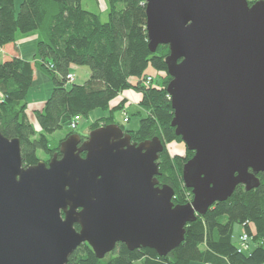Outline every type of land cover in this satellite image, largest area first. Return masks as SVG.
I'll return each instance as SVG.
<instances>
[{
    "label": "water",
    "instance_id": "95a60500",
    "mask_svg": "<svg viewBox=\"0 0 264 264\" xmlns=\"http://www.w3.org/2000/svg\"><path fill=\"white\" fill-rule=\"evenodd\" d=\"M149 48L170 47L175 133L194 157L175 205L159 186V138L132 143L120 124L74 134L51 161L26 167L0 131V264H68L82 244L98 259L117 245L166 258L186 226L264 173V0H145ZM77 227L79 229L77 230Z\"/></svg>",
    "mask_w": 264,
    "mask_h": 264
},
{
    "label": "trees",
    "instance_id": "16d2710c",
    "mask_svg": "<svg viewBox=\"0 0 264 264\" xmlns=\"http://www.w3.org/2000/svg\"><path fill=\"white\" fill-rule=\"evenodd\" d=\"M15 1L0 0V54L5 55L0 63V131L8 139L21 141L25 166L38 164L39 153L50 157L60 151L50 134L70 130L73 121L97 109L109 110L121 94L134 90L142 95L140 107L146 116L138 131H128L132 142L162 141L165 149L157 163L159 186L175 190V205L190 203L192 191L184 186L182 174L195 154L188 151L182 161L167 151L172 142L182 143L172 127L174 112L166 90L172 81L166 64L170 47L159 46L155 54L151 52L145 0H107V22L102 21L104 10L89 11L82 0H24L19 13ZM30 36L37 38L31 61L10 52ZM73 66L90 71L84 84L74 83ZM35 70L46 73L54 84L51 97L34 113L40 132L27 115ZM149 70L164 76L163 82L146 85ZM71 74L74 81L69 83ZM122 109L123 104L110 109L108 117L96 121L101 124L93 131L112 124L115 112ZM120 126L127 133L123 124ZM74 134L76 131L70 130L66 139ZM257 178L258 188L248 192L239 186L227 202H218L196 223L186 226L185 242L166 258L149 249L130 251L119 244L100 260L91 246L82 244L68 264H264V173ZM236 225L250 238L247 252L240 253L235 242Z\"/></svg>",
    "mask_w": 264,
    "mask_h": 264
},
{
    "label": "rangeland",
    "instance_id": "374dc122",
    "mask_svg": "<svg viewBox=\"0 0 264 264\" xmlns=\"http://www.w3.org/2000/svg\"><path fill=\"white\" fill-rule=\"evenodd\" d=\"M23 1L24 0H16L15 1V10L17 11V13H19V11H20L19 9H20V6L23 3ZM82 6L89 11L92 10L95 12H98L99 10H101V6H102V9L104 10L103 13H101L102 21L107 22L109 20V16H108V12H109L108 8L109 7H108L107 0H82ZM36 39L37 38L35 36H30V37L26 38L25 40L20 41V43L18 44V48L21 45L20 50H18V53L22 54L23 60L27 61L28 59L29 60L33 59V56L35 55L36 46H37ZM4 59H5V55L1 53L0 54V63H2L4 61ZM74 69H79L78 71H80L81 68L73 66L72 70L74 71ZM152 72H153V74H151V76H152V78L155 79L154 82L156 84L163 82L164 76L162 77L161 74H157L154 71H152ZM38 74H39V78H37L35 80V82L33 84L34 86L28 95L27 115L29 117V120H31L32 124L34 125V127L37 128V130L40 132L41 130L39 128L37 119L34 116V113H35L36 108H39V109L43 108L46 101L51 97V93L54 89V84H52L51 79L49 78L48 75H46V73L39 71ZM78 75L80 77V80H82L84 77L83 73L79 72ZM74 83L80 84L78 81H76ZM129 94H131L132 96L136 95V94L141 95L140 93H138L134 90H126V92L121 94L120 98L127 97ZM118 101H119V98H118ZM140 103L141 102L134 101L132 98L129 100L128 97L124 98V100H121L119 104H123V109L115 112L116 113L114 116L115 119H114V121L112 120V124H116V125L117 124H123V126L125 127V129L127 131V134L128 133L130 134V132H128V131H131V132L138 131L139 127H140V123H139L140 120L142 118H144V116H146V113H144L140 107ZM127 105H130V106H127ZM126 106L128 108H132V109L130 111H127L128 108L126 109ZM135 107H137V109H141L142 113L140 111H139L140 113L139 112L135 113V111H134ZM111 108L113 110V107H111ZM125 109H126V111H125ZM94 113L105 114V113H107V111L97 109L94 112L90 113L89 116H87V117L81 116V117L77 118L75 121H73L76 123V125H75L76 127L75 128L71 127L70 130L76 131V134H79V136L82 137L83 141H85V139H87V138L84 139L83 137H85V136L89 137L88 135L93 131L94 127L98 126V124H101V123H96V121L99 119L93 120L92 114H94ZM112 124L110 123L109 125H112ZM70 130H69V128H66V129H63L61 131H56V132H53L52 134H50L49 137L51 138L52 141L61 145L63 140H66V136L70 132ZM83 134H85V135H83ZM167 151L172 158L179 157L182 159V161H185L189 155L187 146H186V144L183 143V141H182V143L172 142V144L167 145ZM38 156H39L40 162L44 161L47 164L51 161V159L53 157V156L48 157L43 152L39 153ZM185 195L189 196V192H185ZM192 197H193V195H192ZM193 199H194V197H193ZM234 228L235 229H234L233 237H234V239L237 238L240 241L241 237L243 236V234L245 232L243 231L242 228L240 229L237 225ZM235 241H236V239H235ZM249 244H250V240H249Z\"/></svg>",
    "mask_w": 264,
    "mask_h": 264
},
{
    "label": "crops",
    "instance_id": "0c3cea01",
    "mask_svg": "<svg viewBox=\"0 0 264 264\" xmlns=\"http://www.w3.org/2000/svg\"><path fill=\"white\" fill-rule=\"evenodd\" d=\"M101 9H102V6H101ZM103 10V9H102ZM21 46V45H20ZM20 46H19V48H18V45H17V50L15 51V49L14 50H11L10 52L11 53H14V54H17L18 56H20V58H23L22 57V54L21 53H17L18 52V50H20ZM36 53V52H35ZM29 60V59H28ZM26 61V60H25ZM29 61H31V59L29 60ZM79 69H74V71L73 70H71L73 73H74V75H75V78H76V81H78L81 85H82V83H84L88 78H89V76H90V71L87 69V68H85V67H83V68H81L80 69V71H78ZM40 71V70H39ZM38 70H35L34 71V74H35V80L37 79V78H39V74H38V72H39ZM78 71V72H77ZM79 72H81V73H83V81L82 80H80V77H79ZM148 73H149V75H151V74H153V72H152V70H149L148 71ZM82 81V82H81ZM134 83H136L135 81H134ZM121 97V95L118 97L119 98V101H118V98L115 100V101H113L112 102V107H113V109H114V107L116 108V106L120 103V101L121 100H124V98H127L128 97V99L130 100L131 98L134 100V101H138V102H141V99H142V95H139V94H136V95H131V94H129L127 97H124V98H120ZM127 101V100H126ZM127 106H130V105H127ZM126 106V109L128 108ZM41 109V108H40ZM39 108H36V110L35 111H38V110H40ZM110 109H112V108H110ZM106 110L107 111V113H105V114H103V113H101V114H99V113H94V114H92V118H93V120H97V119H103V118H106V117H108L109 115H110V111L111 110ZM126 109H125V111H126ZM132 108H128V110L127 111H130ZM135 110V113H138L139 111L141 112V109H137V107H135L134 108ZM139 112V113H140ZM142 113V112H141ZM131 123V122H130ZM82 135V134H81ZM83 135H85V134H83ZM241 229V228H240ZM236 239V243H238V239L237 238H235Z\"/></svg>",
    "mask_w": 264,
    "mask_h": 264
},
{
    "label": "built area",
    "instance_id": "2783aa9c",
    "mask_svg": "<svg viewBox=\"0 0 264 264\" xmlns=\"http://www.w3.org/2000/svg\"><path fill=\"white\" fill-rule=\"evenodd\" d=\"M260 0H249V3L251 4L252 2L253 3H257L259 2ZM68 80H69V83H72L74 81V76L71 74L70 76H68ZM154 83V78H152L151 75H148L147 78H146V85H151ZM76 123L73 122L71 124V127L75 128L76 126ZM249 240L250 238H248V236L244 233L243 236L241 237V240L238 242V245H239V248L240 249V253L242 252H247L249 249Z\"/></svg>",
    "mask_w": 264,
    "mask_h": 264
},
{
    "label": "flooded vegetation",
    "instance_id": "af4514ba",
    "mask_svg": "<svg viewBox=\"0 0 264 264\" xmlns=\"http://www.w3.org/2000/svg\"><path fill=\"white\" fill-rule=\"evenodd\" d=\"M133 143V142H132Z\"/></svg>",
    "mask_w": 264,
    "mask_h": 264
}]
</instances>
